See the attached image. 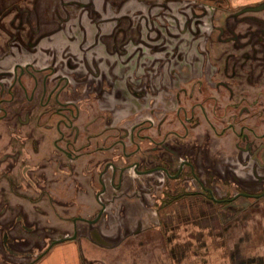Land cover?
<instances>
[{
    "label": "flooded vegetation",
    "instance_id": "af4514ba",
    "mask_svg": "<svg viewBox=\"0 0 264 264\" xmlns=\"http://www.w3.org/2000/svg\"><path fill=\"white\" fill-rule=\"evenodd\" d=\"M263 3L230 12L239 30L216 26L217 10L200 1L182 21L174 16L178 30L155 7L98 16L96 24L117 23L92 45L84 24L68 28L81 15H61L58 31L25 20L7 31L23 41L17 54L12 40L0 53L16 60L0 64V264H33L76 240L110 249L149 241L179 260L186 239L204 264H264V8L253 9ZM58 33L77 46L46 60L39 50ZM190 34L202 43L193 61L183 46ZM154 196L147 226L136 224V208L121 211L122 200ZM121 228L127 234L114 238Z\"/></svg>",
    "mask_w": 264,
    "mask_h": 264
},
{
    "label": "rangeland",
    "instance_id": "374dc122",
    "mask_svg": "<svg viewBox=\"0 0 264 264\" xmlns=\"http://www.w3.org/2000/svg\"><path fill=\"white\" fill-rule=\"evenodd\" d=\"M63 0H0V53H3L5 45H8V41L12 40V43H10L13 48L14 52H18L17 49L20 48L21 41L20 39H10L8 37V32H11L13 34L19 33L20 31V25L23 24L22 21H27L32 26V29H40L43 31H58L59 29L63 28L60 25H62V22L60 20V16H66L68 14L72 15H81L83 16V19H85L83 22L81 21H75V17L73 20L68 24V28L70 30L74 29H82L83 27L81 24H84V28L87 31V34L89 35V41L86 43V45H92V40H96V37L98 35V31L100 29L103 30H114L116 26H114L117 22L112 20L110 22H107L105 24L94 22V20L98 16H110L111 15H119L120 17H127V16H136L140 17L142 15L148 14L149 7H144L140 2H137L135 0L129 2L128 0L123 5V1L121 0V6L116 7V9L112 8L111 6L113 0H103L110 4V7L107 5L106 7H99L96 4V0H80L84 2H93L94 4L89 8H83L80 6H73L71 8H66V6L62 3ZM65 1V0H64ZM202 2L208 3L216 9V23H214L216 26H222L227 28L226 24L229 23L232 25L234 29H242V26L240 25V22H238V19L229 20L228 17L230 12L235 11L236 9L241 8L244 4V0H200ZM199 1L196 0L195 2H192L190 5H182V4H167L164 7H155L157 9V12L160 13V16H162V19H165L167 22V25H169L172 30H178L181 29V23L175 21L174 16H177L180 20L182 18V14H190L195 8H197V3ZM259 1L253 2L251 4L258 3ZM99 3V2H97ZM223 3V5L221 4ZM225 4L230 7L226 8ZM250 4V3H248ZM222 7V8H221ZM109 8L111 10H109ZM108 9V10H107ZM118 12H117V11ZM228 10V11H227ZM109 14V15H108ZM78 18V16H76ZM94 17V18H93ZM114 17V16H112ZM116 18V17H115ZM20 19V20H19ZM79 19V18H78ZM138 18H133L132 22L128 23L127 21L122 22L123 24H128L125 26L126 30L135 29V27H132V25H135V21ZM161 20L159 19V22ZM182 21V20H181ZM22 24H21V23ZM206 29L210 25V21H206ZM4 23V25H2ZM20 23V24H19ZM161 24L164 22H160ZM19 24V25H18ZM65 24V23H64ZM63 24V25H64ZM138 24V23H137ZM130 25V26H129ZM178 25L179 27L177 28ZM67 26V25H66ZM65 27V26H64ZM22 27L21 29H23ZM26 28V27H25ZM177 28V29H176ZM144 29V27H143ZM10 35V34H9ZM52 40L51 49L49 50H39V54L45 56L44 58L48 60L50 57H55V61H63L62 58H64V48H75L77 44L71 43L72 41L69 40V38L66 37L64 33L61 34H52V37L50 38ZM184 47H185V55L190 60H194V52L195 48H193L194 45H200L202 44L199 41H196L193 38V35L190 34V36H186L184 39ZM199 42V43H198ZM9 46V45H8ZM36 50V49H35ZM34 49H31L29 51V54L35 53ZM15 52V53H16ZM17 54V53H16ZM21 57V56H20ZM23 58V57H21ZM33 58V57H32ZM38 60V58H35ZM39 60H43L42 58ZM16 61L14 57L9 56L5 58L4 61H0V64L2 62H12ZM208 104V103H207ZM170 106L174 105V103H170ZM124 115H127V113L124 112ZM123 115H121L122 119ZM126 119V118H125ZM132 173V172H131ZM133 175V173H132ZM131 174H129V177H133ZM131 178L127 180V183L130 182ZM140 179V178H137ZM155 202V196L151 198L146 199H140L138 198L135 201H129V200H122L121 202V211L128 210L129 207L136 208L137 213L144 214V218H141L139 215L136 219V224H139L141 222L144 223L145 226L148 225L149 222H151V218L147 217V211L150 210V205H152ZM127 214V213H126ZM128 215L121 214V220L126 221ZM126 218V219H125ZM134 223H132V226L135 225V219H133ZM127 234V231L123 228L120 230V234L114 235V238H121L124 237V235ZM57 236H59V232H57ZM186 238H189L187 234L185 235ZM140 237L139 235L137 236ZM141 238V237H140ZM143 240V238L141 239ZM187 240V239H186ZM186 240H183L181 242L190 244L188 249V252L185 253L181 258L174 259V260H166L163 256H161L160 252L155 251V245H152L149 241L146 242L149 243V246L138 248V246H135V242L127 241L123 243L119 248L117 249H110L107 247H100L97 244L93 242L88 241V251H87V257H88V263L87 264H204L203 259L201 256L206 255L204 251L202 250L201 246L199 244H195L190 239L188 242ZM145 241V240H144ZM186 241V242H184ZM180 242V241H179ZM180 244V243H179ZM181 246V245H180ZM72 253H76V250L72 251ZM223 253H226L225 250ZM85 264V262H84Z\"/></svg>",
    "mask_w": 264,
    "mask_h": 264
},
{
    "label": "crops",
    "instance_id": "0c3cea01",
    "mask_svg": "<svg viewBox=\"0 0 264 264\" xmlns=\"http://www.w3.org/2000/svg\"><path fill=\"white\" fill-rule=\"evenodd\" d=\"M122 1L124 5L127 0H122ZM128 1L131 2L133 0H128ZM135 1L140 2L142 5H144V7H149V12H152L150 10L153 7H162L163 5H167V4L171 5L173 3L182 4V5H187V4L190 5L192 2H195L196 0H135ZM198 1L200 2V0ZM256 1L260 2L262 0H244L245 2L244 4H248V3L251 4ZM81 2L83 3L82 5H84L85 3L86 4L93 3V2H84V1H81ZM96 4L102 8L106 7L107 5L110 7V4L109 3L106 4V2L103 0H96ZM121 4H122L121 0H113L111 6H113L112 8L116 9V7H120ZM73 6L75 5H70V8ZM109 10L111 9L109 8ZM111 16L120 17L119 15H116V14L111 15ZM41 221L44 222L43 217H41ZM50 223L52 224V226L58 229V231H60L61 233H63L68 228L65 225H60L59 220L57 219L56 220L53 219L52 221H50ZM58 231H56L55 232L56 234L54 235H57ZM84 242H85L84 247H82L83 245L81 244V242L77 240L76 241H60L56 243L47 253L43 254L39 259H37L33 264H84V260L88 259L87 257L88 241L85 240ZM15 245H17L16 247L20 248L21 250H23L24 248L23 245L19 247L18 242H16ZM74 249L76 250V253H72ZM29 260L31 259H22V258L16 259V261L18 262L19 261L25 262Z\"/></svg>",
    "mask_w": 264,
    "mask_h": 264
},
{
    "label": "water",
    "instance_id": "95a60500",
    "mask_svg": "<svg viewBox=\"0 0 264 264\" xmlns=\"http://www.w3.org/2000/svg\"><path fill=\"white\" fill-rule=\"evenodd\" d=\"M263 8H264V3L261 4L260 6L254 7L253 9L259 10V9H263Z\"/></svg>",
    "mask_w": 264,
    "mask_h": 264
}]
</instances>
